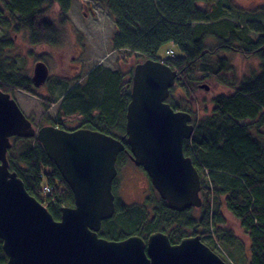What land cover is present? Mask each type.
I'll list each match as a JSON object with an SVG mask.
<instances>
[{"label": "trees", "instance_id": "obj_1", "mask_svg": "<svg viewBox=\"0 0 264 264\" xmlns=\"http://www.w3.org/2000/svg\"><path fill=\"white\" fill-rule=\"evenodd\" d=\"M103 1L105 10L115 20L117 32L112 41L119 50L130 49L154 59L159 47L172 42L183 56L168 58L166 62L183 75L192 73L197 63L202 64L204 71L216 75L225 70L224 67L230 69L226 58L214 60L211 64L205 59L219 51H235L247 58L256 57L260 66L258 73L243 79L230 94L213 96L210 111L196 120L192 137L183 143V154L192 159L200 175L202 205L199 208L187 207L183 211L171 210L164 200L155 197L157 194L149 182L151 191L144 197L143 205L126 204L115 196V212L102 222L99 236L114 241L131 235L147 239L152 232L160 231L167 234L171 243H177L187 236L185 229H193L194 235H199L197 229H205L204 236L209 240L206 246L213 250L218 243L228 250L233 248L237 237L221 226L225 223V217L221 215L223 207L250 240L249 252L243 255L241 264H264V29L254 21H250V25H240L229 22L227 18L221 19L223 7L207 8L210 0ZM5 2L8 18L17 25L13 30L26 32L31 45L56 43L60 32L43 12L57 4L62 22L67 18L69 0ZM225 9L227 7L222 11ZM213 19L216 21L210 22ZM250 31L259 37L252 39ZM210 35L217 40L211 47L206 42ZM8 47L10 45L6 41H0V90L10 94L17 88L30 92L31 82L24 69L3 65L2 57L9 56L6 52ZM214 65L218 68H212ZM132 73L126 75L120 70L96 67L87 73L83 83L76 84L66 93L59 106L60 112L63 115H80L77 120L80 128L123 137ZM168 103L175 110H182L179 105ZM53 123L59 128L69 129L61 121ZM15 141L12 145L15 147L7 151L9 170L16 173L27 193L39 200L55 220H59L61 208L74 205L72 191L35 138H16ZM127 156L121 153L117 163H126ZM116 177L112 189L118 187ZM43 186L50 192L46 199L40 196ZM198 210L200 213L194 215ZM170 229H183L185 232L176 230L170 233ZM1 246L0 239V264H5L7 258ZM223 254L227 255L226 251ZM233 260L239 264L237 258Z\"/></svg>", "mask_w": 264, "mask_h": 264}, {"label": "water", "instance_id": "obj_2", "mask_svg": "<svg viewBox=\"0 0 264 264\" xmlns=\"http://www.w3.org/2000/svg\"><path fill=\"white\" fill-rule=\"evenodd\" d=\"M44 64L33 65L35 85L46 78ZM132 72L124 124L130 159L145 171L151 187L171 210L199 208L200 175L183 154V143L194 129L192 117L165 102L176 72L153 60L136 64ZM36 129L10 94L0 90V239L5 264H226L199 235L179 243H171L163 232L151 233L147 239L100 237L102 222L115 212L112 183L122 141L84 128ZM12 137H35L72 191L74 205L62 207L59 220L9 171L6 151Z\"/></svg>", "mask_w": 264, "mask_h": 264}, {"label": "rangeland", "instance_id": "obj_3", "mask_svg": "<svg viewBox=\"0 0 264 264\" xmlns=\"http://www.w3.org/2000/svg\"><path fill=\"white\" fill-rule=\"evenodd\" d=\"M103 2V0H71L68 14L70 15V19H63L62 22L59 18L60 11L57 4H53L52 8H48V10H46L47 5L46 8L43 6L46 10L43 12L46 19L58 28L60 34L56 37L54 45L35 46L30 44L26 32L23 30L15 32L13 30L17 25H15L16 23L11 18H8V13L4 10L5 0H0V41L3 43L6 41L10 45L6 49L9 56L2 57L3 65L10 64L12 67H22L29 79L33 73V65L37 60L44 61L49 68L48 83L40 89H34L46 98L47 96L55 97L56 102L53 106L48 105L49 107H47L46 104L48 102H43L45 99L42 101L38 97L33 98L32 94L28 92L18 89L11 91L12 99L16 101L24 115L32 120L34 126L38 127L39 125L46 124L47 118L56 119L58 114L57 106L59 105L62 93L79 79L84 82L86 80V73L97 65L113 71L120 70V72L127 75L142 60L141 55L130 52L126 48H120V50L111 52V40H113L117 32V27L113 16L105 10ZM206 5L210 9L216 5L223 8L227 7L223 11V8L220 10L221 19L223 20L227 18L229 22L233 24L239 23L240 25H247V23L250 25V21H254L255 25L264 29V0H210ZM260 8H262L261 11H259ZM215 21L213 19L210 22ZM220 23L222 24V22ZM255 33L254 31H250L252 39L259 37ZM222 35H225L224 32ZM214 37L210 35L206 41L210 47L217 43ZM159 49L158 57L161 59L168 58L166 53L168 49H172L176 57H180L181 55L180 49L176 46L165 45ZM241 55V53H233L232 51H219L214 56L205 57L210 64L214 60L226 58L231 68L223 70L216 75L210 73V71H204L202 64L197 63L194 68L195 71L189 75V81L186 83V86L176 80L177 83L175 82L173 85V90H171L167 102L177 104L182 109L181 111L190 113L192 117L191 122L195 124L196 120L201 119L210 111L213 96L222 93L230 94L236 87L235 85H238L240 81L259 72L260 64L256 57L245 58ZM39 56L43 57V59ZM212 68L216 69L218 65H214ZM205 74L207 76L204 77ZM203 83L207 88L199 87ZM75 118H78V116H65L62 121L67 127H74L78 124L74 121ZM11 140L13 144L16 142L14 139ZM146 176L141 167L127 161L122 167H119L116 177L119 186L113 189L115 196L126 204L143 205L144 197L151 191L149 179ZM154 192L157 196L153 191L152 194L158 197V193ZM147 210L150 211L149 208ZM194 213V215H198L200 210ZM221 213L225 217V223L221 226L231 230L234 236L237 237V241L232 245L233 248L228 250L215 243L213 250L217 255L219 254L226 259L229 264H238L233 260L234 258H237L239 264H241V258L249 252L250 240L238 225L239 223L223 207L221 208ZM176 230L179 231L178 233L186 231L185 235L187 236L185 237L188 238L191 235H196L192 233L193 229L189 228L185 229V231L183 229H170L169 232L173 233ZM197 231L200 238L203 239L204 244L209 242L204 236L205 229H197ZM225 251L227 255L223 254Z\"/></svg>", "mask_w": 264, "mask_h": 264}, {"label": "bare ground", "instance_id": "obj_4", "mask_svg": "<svg viewBox=\"0 0 264 264\" xmlns=\"http://www.w3.org/2000/svg\"><path fill=\"white\" fill-rule=\"evenodd\" d=\"M70 1V4H69V9H68V12H67V14H66V17L67 18H65V19H67V20H69L70 19V15H68L69 14V11H70V7H71V0H69ZM264 9V8H263ZM260 11V10H259ZM61 20H62V14H61ZM112 41V40H111ZM165 45H172V46H176L175 44H173L172 42L171 43H166V44H164V45H162L161 47H163V46H165ZM161 47H159V48H161ZM158 48V50H157V53H156V57L154 58V59H152V58H146V57H144V56H142V60H140L137 64H141V63H144L146 60H153V61H157V62H161V63H163V64H165L166 66H168L169 67V69L170 70H173V71H175L176 72V79H175V82H176V80H177V82H182V85H184V86H186V83L189 81V75L190 74H192L195 70H193L192 71V73H189V74H187V75H183L181 72H179L177 69H175V68H173L169 63H167L166 62V60L168 59V58H175L176 56L174 55V52H173V50L172 49H168L167 51H166V53H167V56H168V58H166V59H161L160 57H158V51L160 50ZM117 50H119V48H115L114 47V45H113V41H112V51L111 52H113V51H117ZM130 50V49H129ZM128 50V51H129ZM131 52V51H130ZM233 53H235V51H233ZM236 53H239V52H236ZM183 55L181 54V57H182ZM242 56V55H241ZM177 57H179V56H177ZM243 57H245V56H243ZM245 58H247V57H245ZM38 61H41L42 62V60H37V62ZM42 63H44V61L42 62ZM45 65V67H46V69H47V75H46V78H45V80L41 83V84H39V85H35L34 84V82L32 81V77L29 79L30 80V92H28V93H30V94H32V96H33V98L34 97H38V98H40L42 101L45 99V101H43L44 103H47L48 105H51V106H53L54 104H55V102H56V99H55V97H50V96H47V98L46 97H44V96H42V95H40L34 88H36V89H40V88H42V86H44L45 84H47L48 83V81H49V68H48V66H47V64H44ZM96 67H101V66H96ZM96 67H94L93 69H95ZM92 69V70H93ZM106 69V68H105ZM134 69V68H133ZM194 69V68H193ZM224 69L225 70H227L225 67H224ZM92 70H90L89 72H91ZM110 70V69H109ZM229 70V69H228ZM111 71H113V70H111ZM115 71V70H114ZM223 71V70H222ZM89 72H87V73H89ZM87 73H86V76H87ZM86 78V77H85ZM132 78H133V73H132V75H131V89H130V92H131V90H132V85H133V82H132ZM176 82V83H177ZM241 82V81H240ZM240 82L238 83V85L240 84ZM81 83H83L82 81H80V79L76 82V83H74L70 88H68L67 90L69 91L70 89H72L76 84H81ZM238 85H235V86H238ZM204 86H206L204 83L203 84H200L199 85V87L201 88V87H203V88H205ZM18 90H21V91H23V92H27L26 90H24V89H20V88H17ZM64 91L63 93H62V95H61V99H60V102H59V105L57 106L58 107V114H57V116H56V119H49V118H47V121H46V124H43V125H39L38 127H36V126H34V124H33V122H32V120L31 119H29V122H30V124H31V127L33 128V129H36V128H39V127H41V126H44V125H49V126H53V127H56V128H58V129H63V128H59L60 126L58 125V124H54L53 122L54 121H61L62 123H63V121H62V119H63V117H67V116H69V117H73V116H78V118H75L74 119V121H77L78 119H80L81 118V116L80 115H63L62 114V112H60V110H59V106L63 103V100H64V98H65V95H66V93L68 92V91ZM173 90V89H172ZM129 92V93H130ZM170 93H171V90H170ZM10 94V93H9ZM10 96H11V94H10ZM42 96V97H41ZM168 99V98H167ZM167 101V100H166ZM165 101V102H166ZM129 102H130V99H129ZM128 102V103H129ZM128 105V104H127ZM126 108H127V106H126ZM21 110V109H20ZM21 112L23 113V111L21 110ZM24 114V113H23ZM26 116V115H25ZM27 117V116H26ZM61 120H60V119ZM27 119H28V117H27ZM64 124V123H63ZM194 125V124H193ZM64 126L66 127V125L64 124ZM194 127V126H193ZM69 129H65V130H75V129H72L73 127H68ZM79 129V128H78ZM84 129H87V130H91V129H88V128H84ZM37 130V129H36ZM64 130V129H63ZM92 131H96V130H92ZM194 131H195V127H194V129H193V132H192V135H193V133H194ZM98 132H100V131H98ZM101 133H103V132H101ZM105 134V133H104ZM107 135H109V134H107ZM192 135H191V137H192ZM111 136V135H110ZM125 136V135H124ZM124 136L123 137H120V138H117V137H115V138H117V139H120V141H122V143H123V146H124V148H123V150L121 151V152H119L118 153V155L116 156V162H115V168H116V170H117V173H118V171H119V167H122V165H124L125 163H123L122 165L121 164H118L117 163V159H118V156L121 154V153H125V155L127 154H129L130 153V147L129 146H127L128 144L126 143V140H125V138H124ZM114 137V136H113ZM16 138H19V137H12L11 139H16ZM33 138H35V137H23V139H33ZM9 140L10 142H11V147L7 150V151H9L11 148H12V145H13V143H12V140ZM19 145L20 144H18V148H19ZM43 148V147H42ZM6 151V152H7ZM6 157H7V154H6ZM8 161V160H7ZM52 161V160H51ZM8 168H9V164H8ZM10 171V170H9ZM145 172V171H144ZM146 174V173H145ZM147 175V174H146ZM147 177V176H146ZM149 179V178H148ZM150 182V181H149ZM112 185H113V183H112ZM42 188H44V186L42 187ZM155 190V189H154ZM41 193H40V196H41V198H43V199H46V197H48L49 196V194H50V192L49 191H44V189H43V191H40ZM114 195V194H113ZM115 197V196H114ZM34 198V197H33ZM36 199V198H35ZM37 200V199H36ZM37 202L38 203H40V201L39 200H37ZM47 211H48V209L42 204V203H40ZM114 206H115V204H114ZM49 212V211H48ZM50 213V212H49ZM52 215V214H51Z\"/></svg>", "mask_w": 264, "mask_h": 264}, {"label": "flooded vegetation", "instance_id": "obj_5", "mask_svg": "<svg viewBox=\"0 0 264 264\" xmlns=\"http://www.w3.org/2000/svg\"><path fill=\"white\" fill-rule=\"evenodd\" d=\"M140 55V54H139ZM77 122V121H76ZM78 128H80V127H78V124L76 125V126H74L72 129H78ZM129 156V157H128ZM128 156H127V161H130V162H132L131 161V159H130V153L128 154ZM133 163V162H132ZM119 186V185H118ZM112 188H113V185H112ZM112 193L114 194V196H115V193L113 192V189H112ZM146 197V196H145Z\"/></svg>", "mask_w": 264, "mask_h": 264}, {"label": "built area", "instance_id": "obj_6", "mask_svg": "<svg viewBox=\"0 0 264 264\" xmlns=\"http://www.w3.org/2000/svg\"><path fill=\"white\" fill-rule=\"evenodd\" d=\"M44 191H49V188L48 187H46V186H44Z\"/></svg>", "mask_w": 264, "mask_h": 264}]
</instances>
